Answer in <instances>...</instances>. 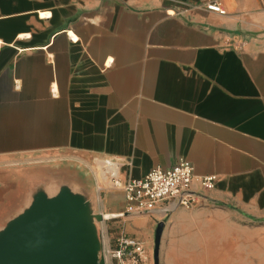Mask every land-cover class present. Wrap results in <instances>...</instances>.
Instances as JSON below:
<instances>
[{"label": "crops", "instance_id": "1", "mask_svg": "<svg viewBox=\"0 0 264 264\" xmlns=\"http://www.w3.org/2000/svg\"><path fill=\"white\" fill-rule=\"evenodd\" d=\"M216 1L225 16L204 0H0V187L84 170L121 220L102 161L121 162L123 182L187 161L215 189L195 182L192 210L125 215L127 236L146 246L164 223V264H224L240 235L264 243V9Z\"/></svg>", "mask_w": 264, "mask_h": 264}, {"label": "rangeland", "instance_id": "2", "mask_svg": "<svg viewBox=\"0 0 264 264\" xmlns=\"http://www.w3.org/2000/svg\"><path fill=\"white\" fill-rule=\"evenodd\" d=\"M68 170L72 171L65 168L64 174L59 177L50 175L46 181L44 172L36 175L23 172L14 179L6 178L3 187H0V238L16 233L18 240L33 239L44 217L60 211H72L76 230L82 234L85 243L97 252L101 263L155 264V235L146 246L141 242L143 250L137 259L119 262L112 258L111 253L118 249V241L128 237V234L123 224L124 217L113 219L115 217L107 212L105 195L111 190L98 191L89 172L82 170L73 174ZM104 187L107 188V185ZM240 225L247 226L242 222ZM228 239L226 236V244ZM233 239L231 237L230 244L226 246L224 264H264L263 242L257 241L254 236L240 235L238 239L241 243L236 246ZM193 263L206 264L203 261ZM159 264H164L160 254Z\"/></svg>", "mask_w": 264, "mask_h": 264}, {"label": "built area", "instance_id": "3", "mask_svg": "<svg viewBox=\"0 0 264 264\" xmlns=\"http://www.w3.org/2000/svg\"><path fill=\"white\" fill-rule=\"evenodd\" d=\"M264 9V0H260ZM208 12L225 16L226 11L216 0H204L201 4ZM123 165L117 160L102 161V174L115 190H123L126 201L125 215L145 214L154 212L164 203H172L175 208L192 210L199 201L191 192L195 182L205 191L215 189V176L197 177L195 168L190 162L181 161L173 169H153L141 180L130 179L123 182L120 178ZM141 242L124 237L118 241V249L111 253L113 259L123 262L135 260L142 252Z\"/></svg>", "mask_w": 264, "mask_h": 264}, {"label": "water", "instance_id": "4", "mask_svg": "<svg viewBox=\"0 0 264 264\" xmlns=\"http://www.w3.org/2000/svg\"><path fill=\"white\" fill-rule=\"evenodd\" d=\"M74 213L60 211L44 217L33 239L22 241L9 233L0 238V264H103L77 230ZM164 223L157 225L154 238V259L159 254Z\"/></svg>", "mask_w": 264, "mask_h": 264}, {"label": "bare ground", "instance_id": "5", "mask_svg": "<svg viewBox=\"0 0 264 264\" xmlns=\"http://www.w3.org/2000/svg\"><path fill=\"white\" fill-rule=\"evenodd\" d=\"M102 170V169H101ZM76 186V185H75ZM98 200V199H97Z\"/></svg>", "mask_w": 264, "mask_h": 264}]
</instances>
